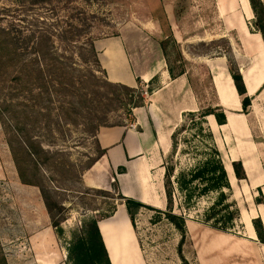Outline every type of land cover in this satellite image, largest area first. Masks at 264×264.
I'll return each mask as SVG.
<instances>
[{
    "label": "crops",
    "instance_id": "1",
    "mask_svg": "<svg viewBox=\"0 0 264 264\" xmlns=\"http://www.w3.org/2000/svg\"><path fill=\"white\" fill-rule=\"evenodd\" d=\"M238 1L248 18L249 0ZM230 41L231 58L225 54L189 56L182 51L186 63L176 73L162 49L144 51L136 37L121 34L95 40L109 81L138 87L139 79L150 90L145 104L133 108L131 121L99 128L96 138L104 154L83 175L86 186L114 190L124 197L116 203L112 216L98 222L111 264H155L141 243L125 200L144 205L136 213L141 208L162 211L167 206L166 157L173 147V135L184 114L202 108L193 84L196 69L206 72L213 90L209 108L225 115L224 123L214 114L204 118L226 165L232 196L244 202L240 216L249 212L251 216L241 235L186 221L183 254L189 264H264V244L253 225V219L260 218L264 227V38L260 31H250L243 24ZM232 68L241 74L251 100L247 113ZM234 161L242 163L245 179L237 178ZM16 181L14 190L23 193L11 195L7 209L1 212V242L17 240L26 264H66L42 196L39 192L32 195L31 185L23 184L19 177ZM3 246L7 253L8 244Z\"/></svg>",
    "mask_w": 264,
    "mask_h": 264
},
{
    "label": "rangeland",
    "instance_id": "2",
    "mask_svg": "<svg viewBox=\"0 0 264 264\" xmlns=\"http://www.w3.org/2000/svg\"><path fill=\"white\" fill-rule=\"evenodd\" d=\"M260 2L264 9V0ZM53 5L57 15L52 13L49 16L57 17L59 21L77 16V12L82 10L90 25L91 36L96 39L123 34L128 38H138V46L144 51L150 47H159L176 73L186 63L182 51L189 56L225 54L231 58L230 40L236 38L243 24L250 31H258V26H263L250 2L251 14L246 18L238 0H55ZM178 60L181 62L178 63ZM195 74L196 81L193 84L202 108L195 113L184 114L176 128L172 150L166 157L167 168L173 169L172 211L184 217L185 222L194 221L241 235L245 233L246 220L250 218L251 212L240 216L244 202L232 196V188L213 189L218 182L219 170L207 169H211L218 160H221L224 167L226 165L207 120L201 115L212 104L213 90L205 71L196 69ZM105 75L108 79L106 71ZM98 76L101 77L102 73L99 72ZM138 85L135 88L146 101L150 90L140 83ZM6 89L7 85L0 92H6ZM144 90L148 91L147 96L143 95ZM82 94H90V101L97 102H91L90 108L100 109V112L108 104L99 97L100 93L95 95L82 91ZM86 100L82 101L74 93L67 92L63 100V112L53 111L50 122L52 131L44 133L48 142L46 148L57 152L53 159L55 168L43 172L55 201L60 202L64 208L61 214H56V218L65 217L56 233L64 249L66 264L71 243L85 222L95 216L100 217L111 206L121 202L114 190L101 192L84 184L83 175L94 165L91 159L99 152L90 135L92 133L85 131L87 126L83 114L88 110ZM108 118V123L113 124L123 120L131 121L132 116L122 111H112L108 113ZM5 123L6 120L0 116V220L3 219L1 212L8 207V199L12 198L10 196L23 193L14 190L13 184L17 183L19 174L8 143L12 133L5 129ZM199 172L200 177L193 178ZM226 183L231 187L228 176ZM29 190L32 195L40 193L36 186L31 185ZM223 193L226 195L225 200L221 198ZM134 209V226L144 249L155 264H183L177 251L181 233L167 219V206L162 211L146 207L138 209L136 213ZM234 210L239 211L238 217L230 220L229 213ZM50 224L54 227L51 219ZM15 242L17 240L2 243L0 239V264H26L22 257V245ZM4 244H8L7 253Z\"/></svg>",
    "mask_w": 264,
    "mask_h": 264
},
{
    "label": "trees",
    "instance_id": "3",
    "mask_svg": "<svg viewBox=\"0 0 264 264\" xmlns=\"http://www.w3.org/2000/svg\"><path fill=\"white\" fill-rule=\"evenodd\" d=\"M54 1L0 0V91L7 85L6 92H0V116L6 120L5 129L12 133L8 143L21 182L39 188L52 225L58 228L65 217L56 218V214H61L64 208L60 202L55 201L43 172L55 168L53 159L56 158L57 152L46 148L45 144L48 142L44 135L52 131L50 122L53 111L63 112V100L67 92L74 93L82 101L87 99L85 104L88 110L83 114L87 126L85 131L92 133L90 135L99 149L98 155L91 159L93 164L104 154L96 138L99 128L122 125L125 122L123 120L109 124L108 113L122 111L131 115L133 108L143 106L145 100L137 88L114 83L106 78L95 48L96 38L91 36L85 13L79 10L77 16L59 21L57 17L49 16L55 11L56 7L51 6ZM249 2L263 23V26H258V31L264 38L263 4L260 0ZM99 72L102 73L101 77L98 76ZM231 73L236 89L242 97L243 111L247 113L251 100L246 94L242 76L235 68H232ZM82 91L100 93L99 97L105 99L108 104L102 112L100 109L98 111L97 108H90V103L96 101H90V94L84 95ZM209 114H214L219 123H224L226 119L223 112L214 108H207L201 115ZM232 165L237 178L245 179L242 163L234 161ZM212 169L219 170L218 182L213 189L227 187L230 190L231 187L226 183L227 171L221 160L207 170ZM172 170L166 166V217L181 233L178 255L183 264H189L183 254L187 233L185 218L172 211ZM200 175L201 172L196 173L193 178ZM118 198L124 199L120 193ZM221 198L225 200L226 195L221 194ZM125 201L131 215L132 208L144 206L132 200ZM115 210L116 205H113L105 214L85 222L71 243L67 264H111L98 222L112 216ZM238 214L237 210L231 211L229 219L233 220ZM253 225L259 241L264 244L261 219H253ZM216 229L222 230L217 227Z\"/></svg>",
    "mask_w": 264,
    "mask_h": 264
},
{
    "label": "built area",
    "instance_id": "4",
    "mask_svg": "<svg viewBox=\"0 0 264 264\" xmlns=\"http://www.w3.org/2000/svg\"><path fill=\"white\" fill-rule=\"evenodd\" d=\"M143 95H146L147 96L148 95V91L147 90H144L143 91Z\"/></svg>",
    "mask_w": 264,
    "mask_h": 264
}]
</instances>
